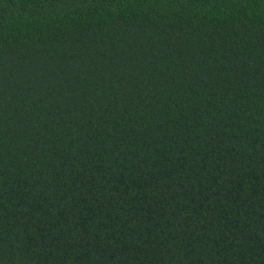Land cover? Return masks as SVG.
<instances>
[{"label":"trees","instance_id":"1","mask_svg":"<svg viewBox=\"0 0 264 264\" xmlns=\"http://www.w3.org/2000/svg\"><path fill=\"white\" fill-rule=\"evenodd\" d=\"M0 264H264V0H0Z\"/></svg>","mask_w":264,"mask_h":264}]
</instances>
